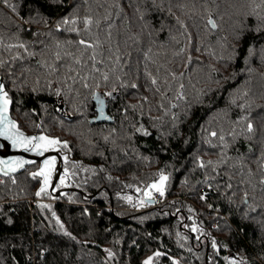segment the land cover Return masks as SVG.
<instances>
[{"label":"trees","instance_id":"16d2710c","mask_svg":"<svg viewBox=\"0 0 264 264\" xmlns=\"http://www.w3.org/2000/svg\"><path fill=\"white\" fill-rule=\"evenodd\" d=\"M80 39L99 40L95 68ZM0 80L22 131L68 142L56 150L71 173L67 191L39 197L38 161L0 174V264H142L154 252L152 264H264V0H0ZM93 91L114 92L111 121H89ZM245 102L252 133L233 128ZM141 124L149 135L135 132ZM197 155L224 162L200 168ZM159 169L170 176L164 196L136 207Z\"/></svg>","mask_w":264,"mask_h":264},{"label":"snow or ice","instance_id":"6c2138e0","mask_svg":"<svg viewBox=\"0 0 264 264\" xmlns=\"http://www.w3.org/2000/svg\"><path fill=\"white\" fill-rule=\"evenodd\" d=\"M9 7L12 8L13 11H15V6L13 5H9ZM117 9L119 10L120 5L119 3L116 4ZM137 11H139V9H137ZM34 15H39V12L34 13ZM105 19H107V17H105ZM76 20V17L73 16L72 17V23H74ZM91 21V17H85L84 18V24L85 27L87 28L89 23ZM35 22V21H34ZM46 23V21H45ZM70 21L68 20L67 17L64 18L63 20V24L67 25L69 24ZM182 23V22H181ZM207 24L211 26L212 29H215L218 27V25L216 24V22L209 17ZM109 27H111V25H109ZM56 28L60 29L61 28V24L57 23L56 24ZM69 31H74V32H78L79 30L76 28H71L68 29ZM33 35H35V33H33ZM240 34L237 33V37ZM71 43V42H70ZM78 43L80 45H83L85 48H92L93 49V55L91 57V59L93 60V67L95 68V60H96V54H95V48L99 45V40H96L94 42H90L88 40H84V39H80L78 41ZM57 46H60V42L57 41ZM19 47L24 48L25 51L27 52V47L25 46V44L21 43L19 44ZM181 51H183V49H181ZM253 53V49L251 48V46L248 49V55L251 56ZM19 55V54H18ZM29 56L35 55V53L32 52H28ZM66 55H71V53H66ZM235 57V46H233V51L232 53L228 56L229 60H232ZM22 58V57H21ZM56 59L59 60L60 59V54L57 53L56 54ZM189 59H191V57L189 56ZM247 60V57L245 58ZM119 61V57H117V62ZM79 58L77 57V63H79ZM42 63V62H41ZM48 67H52L51 65H48ZM185 67H187V64L185 65ZM53 71H55V68H52ZM103 78L105 80L108 79V74L104 73ZM173 78H175V74H173ZM117 79H119V77H117ZM38 83V81H37ZM49 86L51 85V81L48 82ZM152 84L155 85L156 84V79L155 77L152 78ZM99 86V84H97V87ZM84 87H88L87 83L84 84ZM132 88L137 87V85L135 83H133L131 85ZM182 89H183V85H180L179 88L177 89V96L180 99H183V94H182ZM36 87H33V91H36ZM157 91H159V89L157 88ZM60 89L57 88L56 89V93L59 94ZM161 96L164 95L163 92L160 93ZM104 96H111L112 92H105L103 94ZM243 95V94H241ZM92 96L96 99L97 102V108L100 110L101 114H103V110H104V100L103 98L98 95L95 91H93ZM145 100H147V97H144ZM199 99V98H197ZM11 103L8 92L5 91V86L4 84L0 83V124L4 125V127H0V135L3 136H7L9 139H11L12 141V146L15 148H20L23 149L27 152H35L38 154H43L44 152H46L49 149H57L59 148L61 151H63V149H66L68 147V142L59 139L58 137L55 136H48L45 135L43 133H41L40 135L37 136H27L25 135L19 127H17V122L15 120H12L8 117L7 113L9 110V104ZM231 103L235 104L236 103V97H233L231 99ZM131 107L135 108L136 105H130ZM175 105H173L174 107ZM238 107L242 110V114L238 115L236 117V120L233 122V128L235 129L236 125H241L242 126V132H246V133H252L255 131L254 126H253V122L252 119L249 116L248 112H244L243 110L248 107L249 110L251 108V105L248 104L247 102L245 103H241L238 105ZM34 111V110H33ZM165 111H167V109H165ZM187 114V113H185ZM109 119H111V117H108ZM176 113H173V121L176 120ZM153 119H159L158 117L153 118ZM246 122V129L243 128V124ZM37 127H39V125H36ZM153 127H159V125H153ZM203 128V125H202ZM135 132L137 133H142L143 135L147 136L149 135V131L147 128L144 127L143 124L139 125L138 127L134 126ZM206 135L203 139V143L207 144V145H212V139L213 137L217 136V132L215 130L213 131H207V129H204ZM240 133H236L235 131L230 132L229 135L233 136L235 138L236 135H239ZM250 136H246V139H250ZM105 139H107V137H105ZM219 141L221 144H223V148H221V152L224 151L225 148H227V143L225 142L224 136L220 135L219 136ZM185 143H187V141H185ZM213 147H215V145H212ZM145 160L148 159L147 156L144 157ZM64 160L66 162H68V156L65 155L64 156ZM195 162L197 164L198 167L200 168H204L205 164L207 163L208 165H212L213 170H215L217 164L223 163V159L219 160V161H212V160H208L207 162H205L199 155H197L195 157ZM26 163V161L22 158V157H13L10 158L9 161H4V160H0V164H3L6 168H8L10 171H15L17 168H20L23 166V164ZM27 163H31V161H27ZM74 166H76L79 162L73 161L72 162ZM262 165H264V161L261 162ZM56 170V157L55 156H49L47 158H45L40 167L37 169L36 172H32L29 173L30 176L36 177V176H40L42 177L41 181H40V187L37 189L35 195L37 197L41 196V195H49L48 192V185L50 183H52V173ZM7 174V173H5ZM156 178H154L150 183L147 184L146 187H144L143 189L141 188H137V192H142L143 196L142 198H139V202L136 203V207H142L145 203H153V199H152V194L153 192L158 193L161 197L164 196L165 194V188L167 186V182L170 178L169 174L166 173L164 171V169H159L157 171V173L155 174ZM71 176L70 170L68 169L67 166H65L64 171L62 173H60V179L56 184V187H60L61 185H63L65 183V181L67 179H69ZM207 179V177L205 178ZM261 183H264V176L261 177ZM209 187H211V185H209ZM228 187L230 188L231 185L229 184ZM52 191H55V189H52ZM117 195H120L119 193H117ZM248 193L245 192L244 196L247 197ZM204 196L203 194L201 195V199H203ZM123 199H125L128 202H132L133 197L129 196V195H125L123 197ZM243 200V198H242ZM244 202H246V200H244ZM42 207H47V208H51V205H41ZM209 207H211V205H209ZM247 213H245L246 215ZM53 217H56V213L53 212L52 213ZM9 223H11V220L8 221ZM56 223L59 225V229L61 231H63L66 235L71 236L70 232H67L66 229H64L63 224L60 222L59 217H56ZM192 229L193 231H195L197 229V225L195 223H193L192 225ZM179 235V233L177 234ZM213 247H216V243L215 241H213ZM43 252V249L41 250ZM105 251L107 252L108 256L111 257L113 256V252L111 249H105ZM160 253L159 252H154L151 256H147L143 261L142 264H152V260L154 256H159ZM226 261L231 262V264H240V261L232 259L230 257H225L224 258ZM173 264H176V261H173Z\"/></svg>","mask_w":264,"mask_h":264},{"label":"water","instance_id":"95a60500","mask_svg":"<svg viewBox=\"0 0 264 264\" xmlns=\"http://www.w3.org/2000/svg\"><path fill=\"white\" fill-rule=\"evenodd\" d=\"M0 83H1V80H0ZM97 94L100 95L103 98V100H104V110H103V114H101L100 110L97 108L96 99L93 97V101L96 104V115L94 116V118H90L89 121L90 122H102L103 120L111 121L112 119H109L108 116H106V97L104 95L99 94V93H97ZM113 94H114V92H112V95L111 96H113ZM7 115H8V117L10 119L14 120L10 116L9 110H8ZM22 132H24V131H22ZM24 133H26V132H24ZM13 155L22 156L23 159L26 161V163H24L22 167L17 168L15 171H10L9 169H6L2 164H0V174H3V175H11L13 173H16L20 169H22L27 164V161H31V162L32 161H43L48 156H56V160H57L56 169H57V171H56V174H55V178L53 179V181L51 183V187L54 186V184H55V182H56V180L58 178L59 172L61 170V159L62 158H61V154H60V152L58 150L47 151L43 155H38V154H34L32 152H27V151L22 150V149L21 150L12 149L11 148V144L8 143V141H6V140H4V139H2L0 137V157L2 159H4V158H7V157H10V156H13ZM5 173H7V174H5ZM153 201H154V199H153Z\"/></svg>","mask_w":264,"mask_h":264},{"label":"rangeland","instance_id":"374dc122","mask_svg":"<svg viewBox=\"0 0 264 264\" xmlns=\"http://www.w3.org/2000/svg\"><path fill=\"white\" fill-rule=\"evenodd\" d=\"M209 18V17H208ZM214 20V19H213ZM211 27V26H210ZM216 29V28H215ZM215 29H213V30H215ZM0 127H4V125H2V124H0ZM24 133V132H23ZM25 135H27V136H37V135H40L41 133H24ZM0 137L2 138V139H4V140H6V141H8V143H10L11 144V148L12 149H16V150H21L20 148H15V147H13L12 146V141H11V139H9L7 136H3V135H0ZM23 150V149H22ZM54 150H56V149H49V150H47V151H54ZM46 151V152H47ZM46 152H44V153H46ZM32 153H34V154H38V153H35V152H32ZM43 153V154H44ZM42 154V155H43ZM38 155H41V154H38ZM13 157H22V156H19V155H13V156H10V157H7V158H4V159H2L1 157H0V160H4V161H9V159L10 158H13ZM49 157V156H48ZM56 157V156H55ZM23 158V157H22ZM47 158V157H46ZM38 163H39V167H40V165H41V163H42V161H38ZM3 165V164H2ZM4 166V165H3ZM38 166V165H37ZM5 167V166H4ZM38 167V168H39ZM6 168V167H5ZM37 168V169H38ZM6 169H8V168H6ZM53 174V173H52ZM41 179H42V177H41ZM51 185V183L48 185V187ZM142 195H143V193H142ZM27 199V201H29V202H32V201H36V198H35V200L34 199H31V197H29V198H26ZM111 208H114V206L111 204V205H109ZM85 211L86 212H88V209H85Z\"/></svg>","mask_w":264,"mask_h":264},{"label":"flooded vegetation","instance_id":"af4514ba","mask_svg":"<svg viewBox=\"0 0 264 264\" xmlns=\"http://www.w3.org/2000/svg\"><path fill=\"white\" fill-rule=\"evenodd\" d=\"M56 163H57V160H56ZM56 171H57V169H56V170L53 172V174H52V181H53V179L55 178ZM60 173H62V166H61V170H60V172H59L58 178H57V180H56L54 186L51 187V185H50V186L48 187L49 192H50L51 194H53V195L62 194V193H64L65 191L68 190V188H67V187H64V186H61V187H58V188L56 187V183H57V181H59V179H60ZM52 189H55V191H52Z\"/></svg>","mask_w":264,"mask_h":264},{"label":"built area","instance_id":"2783aa9c","mask_svg":"<svg viewBox=\"0 0 264 264\" xmlns=\"http://www.w3.org/2000/svg\"><path fill=\"white\" fill-rule=\"evenodd\" d=\"M152 197L155 198V199H160L161 198V196L158 193H156V192H153ZM97 210H98V212L100 211L99 209H97Z\"/></svg>","mask_w":264,"mask_h":264}]
</instances>
